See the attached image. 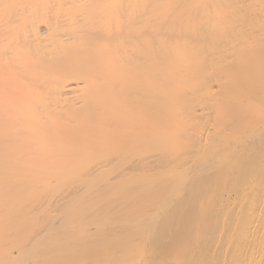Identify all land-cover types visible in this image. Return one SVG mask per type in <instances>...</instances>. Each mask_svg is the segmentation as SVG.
Listing matches in <instances>:
<instances>
[{
  "label": "bare ground",
  "instance_id": "bare-ground-1",
  "mask_svg": "<svg viewBox=\"0 0 264 264\" xmlns=\"http://www.w3.org/2000/svg\"><path fill=\"white\" fill-rule=\"evenodd\" d=\"M6 4L0 264H264V0Z\"/></svg>",
  "mask_w": 264,
  "mask_h": 264
},
{
  "label": "rangeland",
  "instance_id": "rangeland-1",
  "mask_svg": "<svg viewBox=\"0 0 264 264\" xmlns=\"http://www.w3.org/2000/svg\"><path fill=\"white\" fill-rule=\"evenodd\" d=\"M2 1V2H1ZM6 1L7 0H5V3H4V0H0V28H1V31H0V47L1 46H3V44H4V42L6 41V39H7V37H8V34H9V36L11 35V33H12V31H13V33L15 32L14 31V29L17 27V25L20 23L19 21L21 20V19H24L25 18V16L26 15H24V14H26V13H24L23 15H18L19 17L17 18V19H19V18H21L20 20H14L13 19V15H14V13L16 12V11H18L19 10V7H17V9L14 11V13H11L10 12V9H9V5L8 4H6ZM18 5H20V7H22V6H24V2H20V4L19 3H17ZM7 5V6H6ZM9 20V21H8ZM8 22H10V23H8ZM12 22V23H11ZM15 22V23H14ZM7 24V25H6ZM5 25V27H3V26ZM7 27V28H6ZM8 32V33H7ZM10 32V33H9ZM7 33V34H6ZM2 35V36H1ZM1 41H2V43H1Z\"/></svg>",
  "mask_w": 264,
  "mask_h": 264
}]
</instances>
